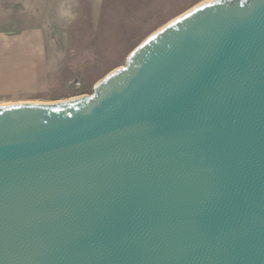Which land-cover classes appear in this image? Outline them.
<instances>
[{"label":"water","instance_id":"water-1","mask_svg":"<svg viewBox=\"0 0 264 264\" xmlns=\"http://www.w3.org/2000/svg\"><path fill=\"white\" fill-rule=\"evenodd\" d=\"M0 264H264V0H207L90 95L0 104Z\"/></svg>","mask_w":264,"mask_h":264},{"label":"rangeland","instance_id":"rangeland-1","mask_svg":"<svg viewBox=\"0 0 264 264\" xmlns=\"http://www.w3.org/2000/svg\"><path fill=\"white\" fill-rule=\"evenodd\" d=\"M207 0H0V104L90 95L141 41Z\"/></svg>","mask_w":264,"mask_h":264}]
</instances>
